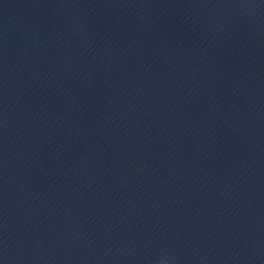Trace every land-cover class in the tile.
<instances>
[{"label": "water", "instance_id": "95a60500", "mask_svg": "<svg viewBox=\"0 0 264 264\" xmlns=\"http://www.w3.org/2000/svg\"><path fill=\"white\" fill-rule=\"evenodd\" d=\"M0 264H264V0H0Z\"/></svg>", "mask_w": 264, "mask_h": 264}]
</instances>
